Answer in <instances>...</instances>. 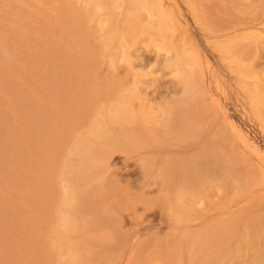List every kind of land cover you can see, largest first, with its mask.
Returning a JSON list of instances; mask_svg holds the SVG:
<instances>
[{
    "label": "rangeland",
    "instance_id": "1",
    "mask_svg": "<svg viewBox=\"0 0 264 264\" xmlns=\"http://www.w3.org/2000/svg\"><path fill=\"white\" fill-rule=\"evenodd\" d=\"M202 3L203 8L207 9L208 24L212 28L214 27L212 30L213 37L210 40L214 41L220 33L229 32L230 26V32H234L231 35L237 36L236 43L238 48L246 45L243 44L246 43V38L243 42L244 27L247 26L245 23L249 24V22L254 21L253 19L259 13L264 12V0H202ZM142 4L144 5L142 0H0V87L6 88L5 90L9 89L13 96L15 95L13 102L15 99L18 101L20 96L22 97L19 100L22 107H17L20 115V126L12 122L13 120L8 115L4 114L2 116L0 114V134H2L0 135V147L8 149L11 144V135L18 138L21 135L19 130L22 128L27 140L31 137L34 139L33 143H31L32 140L28 141L31 143L30 147L33 152L35 151L39 155L37 160H35L36 162L41 161V156H46L47 152H50L47 155L49 156L48 159L56 155V158H53L55 161H52L55 169L53 167L48 169L47 167L49 172L48 174L45 173L48 176H52V179L51 177L49 179L46 175L45 178H39L42 181L41 183L45 182V184L43 183L45 188L43 187L44 190L40 194H37L36 190L34 191L35 188H39L38 185L28 189L26 183L22 186V190L25 193L20 199L14 196L11 202H7L6 199L0 200L2 201L0 219L4 217L2 221L6 223L3 232L0 229V232H2V237L0 236L1 248L5 247L8 251H11V254H17L18 258H20L18 259L19 261L24 257L25 259L21 261L23 264H190L188 255H184L185 252L182 250V246L189 243L184 241L186 238L183 237V234H191L196 231L199 223H203L204 226L212 225L222 211H227L230 208L229 206H234L233 190L236 184L230 180V176H227L226 169H223L225 170L223 172L220 165L225 162L228 166L226 163L227 159L223 160V157L218 159L219 155L212 162L215 166V170H212H217L216 172L219 175L216 173L214 177L205 180L206 183H202L200 192L199 189L195 190L194 187H192V189L194 188L193 190L190 189L184 183L188 190L185 187L184 190L182 188L183 197L179 200L180 202L177 200L179 198L178 195L181 193L180 183L182 177H190V173H193L196 168V162L193 159L198 161L199 159H196L197 154L201 151L205 153L206 144L212 140L217 130L222 132V136L218 137L217 141L222 142L224 145L223 137L226 136L228 138L229 127L225 129L226 131L224 130L225 125L222 122V117L213 114L209 96H206L207 98L202 97L193 81L186 78L184 72L187 69L181 66L182 63L179 60L182 55H179L177 50L171 49V60L168 59L169 57L165 58L162 52L154 53L157 54H153V56L158 61L153 65H148V63L146 64L140 59L136 61L134 54L141 50L140 46L148 42V38L151 37L152 39L153 34L150 32L158 31L152 21L156 19V16L152 15L151 18L149 12H147L150 7H147L144 11L141 8ZM98 5L102 7L100 8ZM181 7L182 14L188 21L189 30L194 36L197 48H199L198 51L202 52L205 58L206 64L204 63V65H208L221 77L220 83L223 88L220 85L221 87L217 88V90L219 89L218 91H220L219 94L225 109H227V114L264 149V127L261 126L259 120L255 117L247 98H245L244 91L237 82L236 77L227 67L221 54L211 46V43L209 44L208 37H211L212 34L200 28L194 17H191L193 15L186 9L184 3H181ZM255 7L258 9H254ZM129 16L139 20V26L134 37L130 38V40L126 39L130 44L129 42L125 43L122 31L124 30V25L130 19ZM258 16L260 17V15ZM109 21L111 22L108 23ZM21 22L25 28V31L20 29L23 32L17 28L18 25H22L23 29ZM15 24H17V27ZM231 25L237 27V30ZM263 25L260 26V31L263 32V35H260L261 39H264ZM110 27H114L115 30L113 29L114 31H112ZM231 27L238 31V34H235L236 31H232ZM239 32L242 34L240 35ZM159 34L155 37H160L161 35ZM18 41L19 43H17ZM123 45L130 47L129 50H131L130 52L133 55L128 56L129 58L124 53L126 49ZM41 47H44V49ZM254 53L249 56L253 57L254 62H261L260 66L257 63L258 68L262 65L264 66V48L255 53L259 57ZM243 56L245 58L249 57L247 53L243 54ZM143 65L144 67H142ZM171 67L179 69L181 73H178V76L170 75ZM22 69H24V72ZM145 73L148 74V78L144 77ZM172 77L178 78L174 86L167 84V79ZM31 79L34 81H30ZM21 81H26L27 86L21 87L24 84ZM142 81H145L144 85L146 83V86L151 87H145V89H151L149 92L151 91L152 93L150 92L149 94L147 92L141 96L142 106L140 105L137 110H142L141 112L146 110L147 114L146 112L145 114L147 116L140 114L138 121L136 120L138 123H146L145 125L148 124L147 126L154 127V124L152 122L149 123L148 120L151 121L156 116L163 119L170 112L168 114L173 115H170L173 118L170 117L171 119H169L172 129H178L180 121L184 119H182V114L186 109L187 113L191 115H188V119H191L188 125L191 123L192 127L187 125L186 127L188 128L186 129L185 127V132H182L183 130L177 132L175 129L174 131L168 129L167 134L166 132L165 134L162 132V135L159 133L160 135L156 137L155 145L152 142L153 139L155 140L153 138L149 144L142 146V149L141 146H138L139 151H135L134 148H131V152L124 149V151L115 152L107 160L114 166H121L125 162L128 164L125 167H121L120 172H117V177L122 179L121 181L118 180L107 193L109 197L97 200V208L99 210L96 209L92 215H87L88 219L94 216L97 221L101 222L97 230L92 228V223L95 219L84 227L86 231L81 229V233L85 231L84 233L87 237L89 235L96 240L92 241L90 239L88 241L87 239L89 238L85 236V239L84 233L82 237L78 234V229V233L68 230L74 226H69L68 229L62 226L63 221L60 218L65 215L62 212L65 208L68 209L69 206L67 204V195L64 192L65 185H63V179L67 175L63 174V170H66L65 164H69L66 163L68 160L74 159L70 150L81 142V137L84 138L88 134L87 131L97 127L98 122L106 120L108 115L105 116V114L110 109L117 108V105H120L125 99L131 98L130 96L134 97L143 89L144 87L139 89L140 86H143ZM213 83L211 90L213 89V92L216 93V81L213 80ZM20 89H26L27 92L24 91L26 96ZM222 89L225 91L222 92ZM19 92L22 93L20 94ZM151 94H153L152 97L154 99H151ZM27 100L28 102L25 104ZM143 100L145 101L142 102ZM150 100H152L153 105ZM155 102L157 103L156 105ZM151 105L154 108L151 109ZM148 113L151 114V117H148ZM195 115H197V118H195ZM193 119L194 123L191 122ZM219 119H221L223 126ZM195 121H199V123ZM137 122H135V125ZM116 123L111 125L112 130L107 133L108 135L113 133V130L122 131V123ZM63 124L66 125V128L69 127L68 125L73 126L69 127L70 129L68 128L70 133H68L66 128V131L60 130L63 128ZM133 124L134 122L130 126ZM59 126L60 129H58ZM57 130L60 132L56 134ZM196 130L199 133L198 135ZM38 135H42V139L36 138ZM199 149L201 150L199 151ZM213 149L215 150V148L210 150L213 151ZM217 152L219 154L221 151L218 150ZM16 153L23 154L24 151H17ZM51 154L53 156H50ZM2 155L4 156L1 157ZM6 155L8 156L5 157ZM167 155L169 159L173 156L172 158L180 163L173 164L175 167H172L178 170H175V173L171 174L167 181L164 179L158 180L156 179L158 173L156 164L161 159L166 158ZM13 156L15 157L14 154ZM0 157L2 167H7L8 163L12 165L11 159H9V157L11 158L10 152L8 154V151H4V154H0ZM213 157L215 156L210 152L209 160H213ZM203 159L208 158L203 156L201 160ZM181 161L185 164L182 165ZM193 162L195 163L193 164ZM31 163L34 164V161ZM36 165L38 164L36 163ZM180 165L182 167H179ZM227 169L230 170L231 168ZM13 170L9 168L7 172L9 175H6L8 179H12V176L15 175V170ZM49 173L51 174L49 175ZM117 177L113 179L111 184L117 180ZM47 179H49L48 182L45 181ZM12 180H10L11 183L17 185V182L14 181L15 179L13 178ZM30 180L31 178L25 182ZM123 181L128 193L123 192L125 190L121 183ZM42 193L43 195H41ZM16 194H21V192L16 189ZM128 194L131 198H127ZM37 197H39L38 200H36ZM230 198L233 199L231 202ZM102 203L103 205H101ZM77 206H79V210L76 212L81 213L84 211L82 220L79 222H86V208L80 204H77ZM90 208L87 209L88 212L92 211ZM179 209L186 210V212L181 210L182 213L184 212V216L181 215V211L178 215ZM173 215L177 217L174 218ZM223 215V217L219 218L226 221L230 220L231 216L226 215L228 216L226 217L225 214ZM210 217L212 218L210 219ZM240 227H235L237 228L235 229V234L239 233L237 234L238 238H240V230L243 226ZM76 235L80 236L81 240L84 241L80 240L82 246L78 242L80 237L77 240L78 236ZM237 236L234 235L232 238L226 239V244L229 243L230 246L225 244L222 248L227 249L228 246V248L231 247L233 249H229L235 253L232 254L233 258L231 260L235 262L243 260V264H249L253 259L248 258L250 256L255 258L257 256L254 255L256 252L250 249L251 243H248V246L247 243L242 242L243 240L240 239L242 244H246L243 247L248 251L247 253L245 250L244 252L246 253L241 254L243 259L240 258L241 256L237 255L238 252H235V245L241 243L239 241L236 244V241H238ZM179 242H182L181 245ZM8 244L9 246L12 245L9 247ZM67 244H76L80 247V251L79 249L77 251L79 257L77 253L73 254L74 251H71ZM85 244L87 247H85ZM95 244L97 245L96 248ZM212 245L217 246L214 247ZM219 245L220 242L219 244L218 242H213L211 245L208 244L207 248L194 257L193 264H201L200 262L202 261L205 262H202L203 264H210ZM164 247L166 248L164 249ZM166 251H169L168 256ZM85 252L90 257L84 255ZM1 253L2 251L0 250ZM250 253L251 255H248ZM75 255L78 260L74 257ZM109 257L110 262L106 260ZM9 259L13 264L18 261L15 256H11Z\"/></svg>",
    "mask_w": 264,
    "mask_h": 264
},
{
    "label": "bare ground",
    "instance_id": "2",
    "mask_svg": "<svg viewBox=\"0 0 264 264\" xmlns=\"http://www.w3.org/2000/svg\"><path fill=\"white\" fill-rule=\"evenodd\" d=\"M142 3H144V5L142 4V6H141L142 10L144 9V11H145V9H147V7H150V9L147 10V12H149V16L151 18H152V15L156 16V19L152 20V21H153V23H155L154 27L158 28V31L150 32L151 34H153L152 39H151V37L148 38L149 39L148 42L143 43L140 46L141 50H139L136 54H134L136 61H137V59H140L141 61L146 62V64L148 63V65H153V64H156L158 61L157 58L155 56H153L154 53L162 52V53H164L165 58L169 57L168 59H170L171 58L170 56H172L171 49L173 48L174 50H177L178 54L182 55V56H180V60H179L180 63H182L181 66H183L187 69V70L185 69L186 71L184 72L186 74V78H189L193 81L195 87H197L196 89H199L202 97L207 98L206 96H209V99L211 101L210 106L213 108L212 109L213 114L218 115V116L220 115L222 117V122L225 125L224 130L229 127V131L227 132L229 134L228 138L226 136H225L226 138L223 137L224 145L222 142L217 141V139H219L218 137L222 136L221 135L222 132H219V130H217L215 132V135H213V133H212L214 139L212 138V140L208 141V143L206 144L205 153L203 151H201L199 154H197L196 159H199L198 161L193 159V161L196 162V164H195L196 168L195 169L193 168L194 171H193V173L192 172L190 173L191 176L188 178H186L185 176H184L185 178L182 177V180L180 183V187H181L180 191L182 188L184 190V187H185V189L188 190V188H186V186H184V183H186V185L190 189H192V187H194L195 190L199 189V192H200V188L202 186V183H206L205 180L210 179V177H214V175L217 173L216 172L217 170L213 171V170H215L214 169L215 166H214V164H212L214 159L217 158L216 156L219 155L218 159H219V157H223L224 158L223 160L227 159L226 163L228 164V166L225 164V162L220 166H222V170L226 169V172L228 174L227 176L228 177L230 176V178H231L230 180L236 184V187H234V190H233L234 191V193H233L234 200L230 198L231 199L230 202L233 200L235 203L233 204L234 206H229L230 207V208H228L229 210L222 211L221 214L219 215V217H223L224 216L223 214H225V216L229 215V216H231V218L229 221L228 220L226 221L225 219H221L218 217V219H216L215 223H213L212 225L205 223L209 226H204L203 223H199V224H197L196 231H193V233H191V234H183V237L186 238V239H184V241L189 242V243L186 242L187 245H184V242H183L184 246H182V250H183V252H185L184 255L187 254L189 257L188 260L190 261V264H193L194 263V257L198 256V254L202 250L207 248L208 244L211 245V243H213V242H218V244H219V242H220L219 247L217 248L216 252L213 255L214 261L212 260V262L210 264H243V260H240L239 262H235V261L231 260L233 258L232 254L234 253V252L230 251V250H233L231 247L228 248V246H227V249L222 248V246H225V244H226V239L228 240V239L232 238L234 235L237 236V234H239V233L235 234V229H237L235 227L238 226L239 228H241L240 226H243L242 229L240 230V234H241V235H239L240 238H238V236H237L238 241H236L237 242L236 244H238L239 241L241 242L240 239L243 240L242 242L247 243V245H248V243H251L252 245L251 246L248 245V246L251 247L250 248L251 250H255L256 254H254V255H257V256L255 258H251L253 256H250V258H248V259H253V261H250V262L248 261L249 264H264V149H262L260 147V145L250 136V134L247 131H245L233 118H231L229 116V114H227V109H225L223 102L221 100V96L219 94L220 91H218L219 89L217 90V88H220L221 86L223 88V85H221V83H220L221 77L216 72H214L215 70H212L208 65L207 66L204 65V63L206 64L205 58L202 55V52L198 51L199 48H197V43L195 42L194 36H192V33L189 30L188 21L182 14L181 3L182 4L184 3V5L186 6V9H188L192 13L193 16H191V17H194L195 22L200 25V28H202L205 31L210 32V34H212V32H213L212 30L214 27L212 28L208 24L209 19H208V16L206 15L207 9L205 10L203 8L202 0H142ZM99 6H100V8L102 7L101 5H98V7ZM256 8L257 7H255L254 9H256ZM259 10H261V9H259ZM262 11H263V9H262ZM249 14H251V13L249 12ZM258 15H260V17ZM258 15H257V17H255V19H253L254 21L249 22V24L245 23V24H247V26L244 27L245 30L243 33H245V35L243 37L244 38L243 42L245 41V38H246V43H243V44H246V45H242L243 46L242 48H238L237 43H236L237 42L236 41L237 36L231 35L234 32H230L231 31L230 26H229V32L230 33L226 32V31H225L226 33L224 32L225 34H223V33L219 34L218 33L219 35L216 36L214 41L210 40L213 37V34H212L211 37H208L209 38L208 42H209V44L211 43L212 44L211 46H213L214 49L217 50L218 53L221 54L224 62H226L227 67L232 72V74L236 77V79L238 80L237 82L239 83L240 87L244 91L245 98H247V101H248L255 117L259 120L261 126L264 127V69H263L264 66L262 65L263 67L261 66L258 68L257 63H259V62H257V63L254 62L253 57L249 56V55H252L254 52L258 53V51L260 49L262 50L264 48V39H261L263 32L260 31V26H262L264 24V16H263L264 12H261ZM110 22L111 21H109L108 23H110ZM17 24H15L16 27H17ZM21 26L18 25V27H17L18 30L21 29V30L25 31L24 24H23V29ZM110 26H111V24H110ZM138 26H139L138 18L136 19V18L130 17V19L124 25V28H123L124 30H122L125 43L129 42L128 40L126 41V39L130 40V38L132 39V37H134L135 33L137 32ZM216 27H217V25H216ZM232 27L234 29L236 28V30H237V27H234V26H232ZM29 28H31V27H29ZM111 29H112V31L115 30L114 27H112ZM234 29L232 31H236ZM222 31H223V29H222ZM240 31H241V29H240ZM21 32H23V31H21ZM110 32H111V30H110ZM218 32H220V31H218ZM237 32L238 31H236L235 34H238ZM120 33H121V31H120ZM158 33H160L159 35H161V36L155 37ZM215 34H217V33H215ZM239 34L241 35L242 33L239 32ZM120 36L122 37V35H120ZM247 38L249 40H251V39L252 40L249 41ZM24 42H23V44H24ZM241 42H242V40H241ZM17 43H19V41ZM129 44H130V42H129ZM123 46L126 49L125 50L126 52H124V53H125V55H127V58H129L128 56L133 55L130 52L131 50H129L130 47H128V46L126 47L125 45H123ZM261 46H263V47L261 48ZM41 48L44 49V47H41ZM245 53H247L249 57L245 58L243 56V54L245 55ZM154 55H157V54H154ZM256 56L259 57L258 55H256ZM124 58H125V56H124ZM15 61H16V58H15ZM177 61H178V59H177ZM177 63H179V62H177ZM180 63H179V65H180ZM260 63H259V66L261 65ZM36 66H37V63H36ZM142 67H144V65ZM170 70H171L170 75L173 74V76L174 75L178 76L181 73V71L179 69H176L175 67H171ZM22 71L24 72V69H22ZM145 74H146V76H145ZM145 74H144V77L148 78V74L147 73H145ZM143 80H144V78H143ZM213 80L216 81L215 84L217 85L216 89H215L217 91L216 93L213 92L214 91L213 89L211 90ZM30 81H34V80L31 79ZM177 81H178L177 77H172V78L167 79V82H168L167 84L174 86L175 83H177ZM21 82L24 83L23 85H21V87L25 86V85L27 86L26 81L25 82L21 81ZM144 82L142 81L143 86L139 87V89L141 87L142 88L144 87L143 89H141L135 96L133 95L134 97L130 96L131 98L125 99L120 105H117L118 106L117 108L110 109V111H108L107 114H105V116L108 115V118L104 121L98 122L97 127L92 128L89 131H87L88 134L85 133L86 136L84 138L81 137V142L76 147H74L70 150V153L72 152L74 159L68 160V162H66V163H69V164H65L66 170H63V174L64 175L67 174L65 176V178L63 179V181L65 183V184L63 183V185H65L64 186V190H65L64 192L67 195L66 196L67 197V204L69 206H68V209H66V208L64 209V211L62 213H64L65 215H63V217H61L60 219L63 221L62 226L66 227L67 229L69 226H74V227L69 228L68 230L73 231L75 233L79 232L78 234L81 237H82L83 233L86 231L84 229V227L88 226V224H90L91 221H93L95 219L94 216H91L90 219H88V216L92 215L94 213V211L96 209H98L97 208V200H100V199L103 200V198L109 197V194H107V193L114 187V185L117 183L118 180L121 181V179H122L120 177L119 178L117 177V172L118 171L120 172L121 167H123V166L125 167V165L128 164L125 162L121 166L120 165L114 166L113 164H111L107 160L110 159L114 155L115 152L124 151V149L130 151L134 148V150L137 151L139 149L138 146H141V149H142V146L144 147L146 144H149L153 138H155V140L153 139L152 142L155 145L156 137H158V135H160L159 133H161V135H162V132L164 134L166 132V134H167L168 129H170V130L172 129V124H170L169 119L173 118V117H171L173 115L168 114L170 112H168L163 119L158 118L156 116L155 118L153 117L151 119V121L148 120L149 123L152 122L154 124V125L152 124L154 127H152L150 125L147 126L148 124L145 125L146 123H141V122L138 123L137 122L140 114L145 116V117L147 116L146 110L143 109L144 112H141L142 110L141 111L137 110L140 108V105H141V96L143 94H146L147 92L149 94L151 92V91L149 92V90H151L149 88H151V87L146 86V83L144 85ZM29 87H32V86H29ZM145 87L146 88L149 87L148 88L149 90H146ZM213 87H214V85H213ZM5 89L6 88L0 87V114H2V116H4V114L8 115L10 117V119L13 120L12 122H15L17 125L20 126V123H21V122L19 123V116L20 115H19V111H18L17 107L18 106L22 107L21 103L19 102V100L22 97L20 96L18 101L15 99V101L13 102L15 95L13 96L12 92L9 91V89L8 90H5ZM21 91H23V94H24V91H26V89L21 90ZM224 91L222 89V92H224ZM32 92H34V91H32ZM13 93H15V92H13ZM19 93L21 94L22 92H19ZM153 94L155 95V93H153ZM153 94H151V99L153 98L152 97ZM24 96H26V94H24ZM145 100H143L142 102H144ZM27 102H28V100L25 102V104H27ZM150 103H152V105H153L152 100H150ZM156 104L157 103L155 102V105ZM152 105H151V109L154 108ZM149 111L151 112V110H149ZM185 111L182 114V116H183L182 119L183 118L184 119H183V121H180V124H182V125L179 124L178 129L174 128L175 130H177V132L178 131L180 132V130H183L182 132H185V130L188 128L186 126L188 125L189 120H191V119H188V117L191 115H189L187 113L186 109H185ZM145 112H146V114H145ZM171 113H172V111H171ZM149 116L151 117V114L148 113V117ZM196 116L197 115H195V118H197ZM211 116H213V115L211 114ZM179 120H180V118H179ZM219 120H220V123L222 124L221 119H219ZM116 122L122 123V125H121L123 127L122 131L113 130V133L108 135L107 133H109L112 130L111 125L117 124ZM132 122H134V124L132 126H130ZM135 122H137L136 125H135ZM191 122L194 123V119ZM195 122L199 123V121L198 122L195 121ZM189 124L190 125H188V126L192 127L191 123H189ZM223 124H222V126H223ZM63 125H62V127H63L62 129H60V126L58 129L66 131V129H68L69 127L70 128L73 127L72 125H68L69 127L66 128V125L65 124H63ZM193 126H194V124H193ZM185 127H186V129H185ZM69 129H68V133H70ZM174 129H172V130L174 131ZM2 130L4 131L3 128H2ZM19 132L21 134L19 136L20 138L19 137L15 138L13 135H11V137H10V143L11 144L9 143L10 147H8V149L6 147H4L3 145H1L4 147L3 149L0 147V154H2V153L4 154V151H8V154L10 152L11 158L9 157V159H11V162H12V165L10 163H8V164H10L11 167L8 166V164L6 165L8 168L2 167V164L0 163V200L6 199L7 202L8 201L11 202V200L14 199V196H17L20 199L23 196V194L25 193V191L22 190V186L25 185L26 183L28 185V187H27L28 189H30L32 186L38 185L39 188H35L34 191L36 190L37 194H40L41 191L44 190L43 189V187H44L43 183L45 184V182L41 183L42 181L39 178L40 177L45 178L46 176H48L47 174L49 171L47 170V167H48V169H52V167H53L52 164H54V162L52 163V161L53 160L55 161V159H53V158L54 157L56 158V155H54V157L51 158L52 160L48 159L49 156H47V155H49L48 153H50V152H47L46 156H44V157L41 156V158H42V159L40 158L41 161L36 162L35 160H37V156L39 157V155L36 154L35 151L33 152V150L30 147V144L33 143L34 139L32 137L30 139H28V140H32L30 143L26 139L27 136L24 135V133H23L24 130L22 128H20ZM57 132H60V131L57 130L56 134H57ZM177 132H176V135H177ZM0 133H1V131H0ZM172 133H174V132H172ZM16 134H17V132H16ZM198 134L199 133L197 131V135ZM0 135H2V134H0ZM174 135H175V133H174ZM225 135H226V133H225ZM223 136H224V132H223ZM36 138H38L40 140V139H42V135H38ZM158 139H160V138H158ZM199 139H200V137H199ZM220 139H222V138H220ZM203 147H204V145H203ZM211 148H215V150L213 149V151H211L210 150ZM27 149H29V151H27ZM148 149H150V148L148 147ZM208 149L215 156V157H213V160H209L210 152ZM200 150L201 149H199V151ZM218 150L221 151L219 154H217ZM17 151H24V153L18 154V153H16ZM147 151H149V150H147ZM197 152H198V150H197ZM208 152H209V154H208ZM167 153H165V154H167ZM13 154L15 155V157L13 156ZM148 155H150V154H148ZM3 156L4 155H2L1 157H3ZM7 156L8 155H6L5 157H7ZM50 156H53V154H51ZM150 156H152V155H150ZM203 156L204 157L207 156L208 159L201 160V157H203ZM128 157H130V156L128 155ZM172 157H170V159H171L170 160L169 156L167 155L166 158H164L163 160L161 159L160 162L158 161L159 163L156 164L158 166V173H157L156 179H158V180L164 179L167 181L171 177L170 175L175 173L176 168L175 169L172 168V167H175V166H173V164H180V163H178V161H175L176 159L174 160ZM210 157L212 158V156H210ZM138 158H140V157L138 156ZM138 158H136V159H138ZM155 160H157V159H155ZM32 161H34V164L31 163ZM44 161H45V163H44ZM113 161H114V159H113ZM113 161H111V162H113ZM174 161H175V163H174ZM149 162L151 163L150 160H149ZM181 162H182V165L185 164V163L183 164V161H181ZM189 162H190V160H189ZM195 162H193V164ZM36 163L38 165H36ZM154 164H155V162H154ZM188 166H189V164H188ZM179 167H182V166L180 165ZM9 168L15 170V175L12 177L15 179L14 181L17 182V185L20 184L21 186L20 185L17 186V185L12 184L11 181H13L12 180L13 178L8 179V177L6 175L8 174L7 172L9 171ZM227 168H229V169L231 168V169L228 170ZM143 169H146V168H143ZM179 170H181V169H179ZM3 171H4V174H3ZM224 171L225 170H223V172ZM45 173H47V174H45ZM50 174L51 173H49V175ZM187 176H188V174H187ZM48 177H49V179H50V177L52 179V176H48ZM115 177H117V180L113 184H111L113 179H115ZM29 178H31V180L29 182H25ZM49 179H47L45 181L48 182ZM121 183H122V187L125 189L123 192L124 193L127 192L125 185H124L125 182L123 181ZM16 189H17V191L21 192V194L17 195ZM182 194L183 193L181 191V193L178 195L179 198H177L178 201L181 200V197H183ZM41 195H43V193ZM25 196L27 197V195H25ZM110 197H112V196H110ZM127 198H131L129 194H128ZM38 199H39V197L36 198V200H38ZM6 201H4V202H6ZM1 203H2V201H0V209L2 208ZM77 204L83 205L86 208L87 214L85 216L88 215L86 218V222H82V223L79 222L82 220V213H84V211L81 213L76 212L79 210V206H77ZM101 205H103V203ZM89 207H91L90 208L92 210L91 212L87 211V209ZM181 210L183 211L185 209H179L177 212L178 215H179V212ZM182 211L180 213H182ZM185 212H186V210H185ZM204 212H206V211H204ZM183 214H184V212L181 215H183ZM173 216H174V218L177 217V216L175 217V215H173ZM183 216H182V219H183ZM226 217H228V216H226ZM187 218H189V217H187ZM190 218H191V216H190ZM211 218L212 217H210V219ZM2 219H4V217L0 219V229L3 232L4 228L6 227V225H5L6 223L3 222ZM191 221H192V219H191ZM100 224H101V222L97 221L95 219L94 222L92 223V228L94 230H97L100 227ZM77 229H78V232H77ZM81 229H84L85 231L81 233V231H82ZM57 230H58V228H57ZM2 232H0L1 237H2V235H1ZM76 236H78V235H76ZM80 236L77 237V240L79 239ZM83 236L85 238L86 234L84 233ZM3 237H4V235H3ZM81 237L78 241L79 244L82 241ZM84 238H83V240H84ZM87 238H89V239H87L88 241H90V239H92V241L94 240L92 238V236H89V235ZM92 241H91V243H92ZM94 241H96V240H94ZM82 242H84V241H82ZM242 242L239 243L238 245H235V248H236L235 252H238L237 255L238 256L240 255L241 256L240 258L243 259V256L241 254H244L246 252L248 253V251H247V249H244L243 246H245L246 244L244 245V244H242ZM72 243H76V242H72ZM133 243H134V241H133ZM181 243H180V245H181ZM79 244L77 243V245H79ZM86 244H85V247H87ZM92 244H94V242ZM227 244L230 246L229 243H227ZM77 245L76 244H69L67 247L71 251H74L73 254H76V253L78 254L77 251L80 247H78ZM8 246H9V244H8ZM62 246H63V244H62ZM80 246H82V244H80ZM96 246L97 245L95 244V248H96ZM165 246H167V245H165ZM212 246L215 247L217 245H212ZM92 247H94V246H92ZM165 248L166 247H164V249ZM0 250L2 251V253L0 254V264H13L9 259L11 256H13V257L15 256L16 260L20 259V258H18L19 256L17 254H11L10 253L11 251H8L7 248H5V247L1 248V245H0ZM245 250H246V252H244ZM248 250H249V248H248ZM79 251H80V249H79ZM18 254H19V252H18ZM87 254L85 252L84 255L87 256ZM168 255H169V253L167 254V256ZM178 255H181V254H178ZM237 255H235V256L237 257ZM248 255H251V253ZM77 256L79 257V254ZM77 256L75 255L74 257H76V259L78 260ZM87 257H90V255ZM91 257H92V255H91ZM178 257H176V258H178ZM170 258H172V257H170ZM244 258L246 259V257H244ZM23 259H25V258L23 257ZM23 259H21V261ZM92 259H93V257H92ZM72 260H74V259H72ZM106 260L110 262V257H109V259H106ZM21 261L18 260L16 262H14V264H23V262H21ZM202 262H204V261H202ZM202 262H200V263L203 264ZM245 262H247V261L245 260ZM74 264H76V263H74Z\"/></svg>",
    "mask_w": 264,
    "mask_h": 264
}]
</instances>
